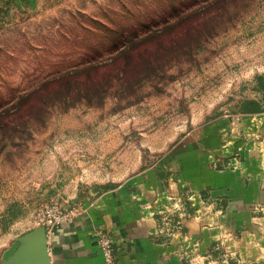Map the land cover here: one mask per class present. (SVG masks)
<instances>
[{
    "label": "rangeland",
    "instance_id": "obj_1",
    "mask_svg": "<svg viewBox=\"0 0 264 264\" xmlns=\"http://www.w3.org/2000/svg\"><path fill=\"white\" fill-rule=\"evenodd\" d=\"M125 35L138 36L128 58L78 76L82 62L109 61ZM127 59L123 89L82 98ZM258 75L264 0H0V262L9 243L37 228L38 214L76 207L71 224L81 204L169 158L188 135L260 110ZM175 212L166 213V233L180 225ZM99 232L114 249L103 230L96 244ZM183 260L230 264L231 256Z\"/></svg>",
    "mask_w": 264,
    "mask_h": 264
},
{
    "label": "crops",
    "instance_id": "obj_2",
    "mask_svg": "<svg viewBox=\"0 0 264 264\" xmlns=\"http://www.w3.org/2000/svg\"><path fill=\"white\" fill-rule=\"evenodd\" d=\"M169 158L81 204L48 240L50 264H103L95 232L115 242V264H184L223 253L230 264H264V106L188 135ZM178 227L164 232L166 213ZM17 243L2 252V261Z\"/></svg>",
    "mask_w": 264,
    "mask_h": 264
},
{
    "label": "trees",
    "instance_id": "obj_3",
    "mask_svg": "<svg viewBox=\"0 0 264 264\" xmlns=\"http://www.w3.org/2000/svg\"><path fill=\"white\" fill-rule=\"evenodd\" d=\"M138 36L137 35H133L131 38H128L127 35L124 36L122 42H120V44L118 45H113L112 48L114 50H112V52L114 51V55L111 56L109 61L106 62H97L95 60V58H91L89 59V61L86 62H82L80 63V68L76 71L79 75V71L80 74L83 72H88L89 70H98L102 67H107V66H114L117 61L121 58V57H125L128 58V56L130 55V51H132V49L136 46V43L133 42L132 40L137 39ZM138 41V40H137ZM140 40L137 42L139 43ZM142 42V41H141ZM141 45V43L139 44ZM129 64L128 59L127 61L125 60L124 65L118 70V73L112 77H107L104 78V80H100L98 78L95 79L94 83H93V90H95L98 87H101V85L106 82V85L104 88H99L98 90L94 91V94H88V93H84L83 95V99H85L88 103H93L92 99H102L103 96H107V91L109 89H111L115 83L119 84L120 90L121 88L123 89L125 87V83L127 81L128 75H127V65ZM146 64V66H148L149 63H144ZM151 68H152V64H150ZM66 76V75H65ZM65 76H63L61 79H63ZM78 78V77H76ZM257 79L259 81V84H261V87L264 91V75H258ZM66 81V83L68 82L69 78H65L64 79ZM114 82V83H113ZM113 84V85H112ZM81 99V98H80ZM256 110H259V108H256Z\"/></svg>",
    "mask_w": 264,
    "mask_h": 264
},
{
    "label": "water",
    "instance_id": "obj_4",
    "mask_svg": "<svg viewBox=\"0 0 264 264\" xmlns=\"http://www.w3.org/2000/svg\"><path fill=\"white\" fill-rule=\"evenodd\" d=\"M17 248L0 264H50L45 229L37 227L16 239Z\"/></svg>",
    "mask_w": 264,
    "mask_h": 264
},
{
    "label": "built area",
    "instance_id": "obj_5",
    "mask_svg": "<svg viewBox=\"0 0 264 264\" xmlns=\"http://www.w3.org/2000/svg\"><path fill=\"white\" fill-rule=\"evenodd\" d=\"M76 209V207L71 208V211H69L71 216ZM70 215L56 208L49 209L46 214H38L33 223L35 227L42 226L45 229L46 237L49 238L53 228L70 220ZM97 244L103 257V264H115V252L112 239L108 235L99 232L97 234Z\"/></svg>",
    "mask_w": 264,
    "mask_h": 264
}]
</instances>
